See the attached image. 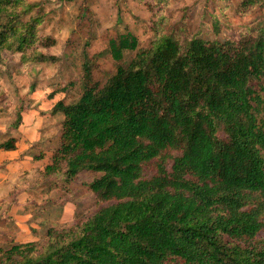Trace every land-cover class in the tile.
I'll return each mask as SVG.
<instances>
[{"label": "trees", "instance_id": "obj_1", "mask_svg": "<svg viewBox=\"0 0 264 264\" xmlns=\"http://www.w3.org/2000/svg\"><path fill=\"white\" fill-rule=\"evenodd\" d=\"M139 1L154 17L169 3ZM41 21L28 0H0V64L5 53L58 60L43 51L56 40L39 34ZM108 51L122 63L102 84L94 70L104 53L84 49L82 93L54 106L61 143L41 175L72 182L90 172L97 202L111 204L47 229L44 242L0 246V264H264V27L239 39L163 35L150 47L126 32ZM126 52L135 54L123 63ZM169 151L179 153L171 169Z\"/></svg>", "mask_w": 264, "mask_h": 264}, {"label": "rangeland", "instance_id": "obj_2", "mask_svg": "<svg viewBox=\"0 0 264 264\" xmlns=\"http://www.w3.org/2000/svg\"><path fill=\"white\" fill-rule=\"evenodd\" d=\"M244 2L247 0H169L154 17L152 9L139 0H28L42 16L39 34L56 40L54 47L43 51L58 60L23 64L21 54H3L0 143L14 138L16 148L9 153L0 150L1 247L8 249L13 241L44 242L47 229L87 220L111 204L97 202L87 186L94 179L90 172H83L72 182L63 177L44 179L41 175L61 143L64 116L60 112L52 114V110L59 101L73 103L82 93L84 49L90 57L104 53L97 59L94 73L96 80L105 84L122 63L108 51L110 41L118 34L133 33L141 47H150L163 35L210 40L258 35L264 27V0L252 3L248 9L241 6ZM84 6L89 9L86 18L82 16ZM216 20L221 28L218 36ZM87 42L91 43L88 47ZM134 54L126 52L123 63ZM21 104L25 108L23 123L14 128ZM169 154L171 169L173 157L179 153ZM18 163L31 167L11 166ZM154 174V168H149L144 177ZM257 239L264 241V229Z\"/></svg>", "mask_w": 264, "mask_h": 264}, {"label": "crops", "instance_id": "obj_3", "mask_svg": "<svg viewBox=\"0 0 264 264\" xmlns=\"http://www.w3.org/2000/svg\"><path fill=\"white\" fill-rule=\"evenodd\" d=\"M7 152L9 153L11 151H7ZM50 163H52V157H51V159L48 160V162H46V165H44V168H45V166H47ZM18 164H21V165H18ZM18 164H15V165L12 164L11 166H13L14 169H21L22 167L23 168H25V167H27V168L31 167V165H23V163H18ZM33 166L40 167V165H33ZM41 166L43 167V165H41ZM44 168H42L41 170H43Z\"/></svg>", "mask_w": 264, "mask_h": 264}]
</instances>
